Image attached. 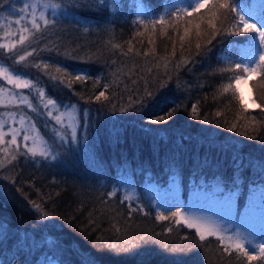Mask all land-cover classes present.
Instances as JSON below:
<instances>
[{"label": "trees", "instance_id": "1", "mask_svg": "<svg viewBox=\"0 0 264 264\" xmlns=\"http://www.w3.org/2000/svg\"><path fill=\"white\" fill-rule=\"evenodd\" d=\"M252 1L231 0L237 11ZM177 4L79 0L78 7H63L69 17L32 38L36 51L26 61L15 63L0 49V61L11 69L40 79L52 97L89 111L84 146L58 148L56 162L41 160L37 166L21 157L0 170V264H264V257L249 262L242 251L225 252L216 237L201 241L196 230L176 223L173 201L167 210H157L144 196L141 208L119 193L110 195L122 176L139 188L178 178L184 203L197 189L222 187L238 190L242 207L251 191L264 188V111H244L232 90H223L247 42L217 37L208 55H196V45L204 49L213 32L194 14L191 31L181 40ZM139 5L152 17L139 13ZM201 13L206 22L207 11ZM178 16L177 30L167 22ZM160 18L165 26L153 29L149 21ZM140 20L144 24L138 26ZM196 23H201L199 36ZM216 23L217 30L232 28L224 17ZM41 60L87 75L76 80L53 65L43 72L34 67ZM251 86L264 108V76L252 79ZM101 91L107 99L98 101ZM139 102L143 110L137 111ZM158 116L166 122L149 123ZM38 123L54 145L53 134ZM134 245L132 252L122 251Z\"/></svg>", "mask_w": 264, "mask_h": 264}, {"label": "rangeland", "instance_id": "2", "mask_svg": "<svg viewBox=\"0 0 264 264\" xmlns=\"http://www.w3.org/2000/svg\"><path fill=\"white\" fill-rule=\"evenodd\" d=\"M36 3L38 0H6L5 7L0 9V44L13 42L14 36L5 37V32L9 31L13 34L17 32L18 26L14 23H10L18 19V16L10 15L11 9L7 7L11 4L13 8L19 9L25 3ZM47 2V0H45ZM53 2V1H52ZM193 0H178V7L183 9L188 8ZM139 13L144 14L147 18H151L150 12L146 8L138 6ZM49 13L52 9L48 10ZM238 11L250 18L253 23H256L259 27L260 24L264 23V0H253L246 6H241ZM57 14L60 17L59 20L69 17V12L65 8L57 10ZM39 15V9L37 10ZM4 17L8 18L9 23L6 24ZM25 24L21 21V25ZM255 35V34H253ZM7 51L6 49H4ZM253 50L249 49L247 45H243L240 50V59L247 58L251 55ZM38 63L41 64V70L47 72L49 66L53 65L55 69H65L62 72H69L72 75H76V72L69 71L68 68L59 63H53L49 60H41ZM48 64L45 69L43 64ZM0 67L11 68L0 61ZM58 71V70H57ZM81 74V73H80ZM260 75H253L251 79L240 85L241 91L245 96V102L249 106V110L257 111L259 109H253L252 101L254 100L258 104L254 92L251 86V81ZM24 79L32 81V87L29 89H17L12 85L8 84L6 80L0 78V124H4V132H8L9 128L7 125H11L13 128L22 129L20 136H18V142L21 143V151H23V142L21 136L27 134L30 136L29 141L26 143L29 147L35 146L39 148L42 141H49L44 137L38 121L46 126V128L53 134L56 141H58L59 135H70L73 126L78 128L79 143H72L67 145L68 148H79L86 144V141L81 137L79 128L85 122V113H87V121L89 118V111H81V108L76 104L66 103L52 97L45 86L41 83L40 79H31L28 76H24ZM43 92V96L40 93ZM19 93V96L16 94ZM15 97V98H13ZM20 99H26L28 104H19ZM49 100H53L54 104H48ZM48 112L52 113V116L48 115ZM62 123L57 124L53 117L61 115ZM12 117L15 118L13 122ZM23 119L24 123L21 125L20 121ZM38 120V121H37ZM84 121V122H83ZM11 139L10 135L5 136L6 143L0 145V170L8 166L13 155L18 158L24 157L28 161H34L39 166L44 160L43 158L31 157V155H19L15 150L14 146L8 143ZM8 151L5 152L4 149ZM53 154H56L55 152ZM59 156V155H58ZM46 160L48 163L58 161ZM14 161V160H13ZM12 162V161H11ZM119 193L124 199L126 196L129 197L127 202L135 203L137 206L144 207V198L149 200L156 207L157 210L165 209V205H170L169 202L173 201L177 208V211L181 213L179 219L181 223L185 218L190 217H202L211 222L222 225L227 228L226 236H232L233 241L225 240V244L233 243L237 237H243L245 241V247L248 249L250 254L259 253V245L264 243V188L255 189L248 194V202L240 207L237 203L238 190L233 193L221 192L218 189L213 191H200L195 190L191 192L187 203L180 202L183 187L180 184L178 178L171 179L167 185H159L156 183H144L143 187L139 188L130 178L120 177L117 181L113 182V189ZM144 196V198H143ZM241 208V209H240ZM240 211V212H239ZM240 213V215H238ZM230 214V216H228ZM239 218V219H238ZM178 219V218H177ZM184 224V223H183ZM187 226V225H186ZM195 230V229H194ZM229 250H236L230 248ZM52 264H55L54 262Z\"/></svg>", "mask_w": 264, "mask_h": 264}, {"label": "snow or ice", "instance_id": "3", "mask_svg": "<svg viewBox=\"0 0 264 264\" xmlns=\"http://www.w3.org/2000/svg\"><path fill=\"white\" fill-rule=\"evenodd\" d=\"M96 3L103 5L104 0H95ZM6 0H0V9L5 7ZM71 5L72 7H78L79 0H64V3H55L52 2V0H38L36 3H25L21 8L18 10L13 8L11 4H8L7 7L11 9L10 15L18 16L19 18L11 21L10 23H14L18 26L17 32L15 34L6 31L5 37L14 36L13 42L11 43H3L0 44V49H6L9 54H11V58L15 61V63H22L26 61L28 57H31L33 53L36 51L35 48L32 47V38L36 37L38 33L42 34L44 30L55 28L58 21L59 16L57 14V10L61 9L62 7H67ZM39 9V15H37V10ZM49 9H52V11L49 13ZM201 10H206L208 13V18L206 22L203 20V14L201 13ZM194 14H200L201 15V23H206V26L213 32V35L211 39L208 40L207 46H205L204 49H201V46L199 44L196 45L197 47V53L196 55L200 56H206L211 51L214 45L212 44L213 40H216L217 37H220L221 39H226L229 36H236V37H244L245 41L247 42V46L249 49H252L251 55H249L246 59L242 58L234 65V75L230 76L229 79L232 81L227 84V86L223 89L224 92H228L230 89L232 90L233 94L238 98L239 103L244 111L249 110L248 104L245 102V96L243 92L241 91L240 85L242 83L248 82L253 75H260L264 76V23L260 24L258 27L256 23H253L252 20L245 15H242L239 11H237L231 0H193V2L190 4L188 8L183 9L182 16H183V36H181V40H184L185 37H187L191 31L190 25L193 24L192 18L194 17ZM224 17L228 19L229 24L232 25L231 30L229 31H223V30H217V23L216 21L218 18ZM4 20L7 23H9L8 18L4 17ZM21 21H24L25 24L22 26ZM78 22V21H77ZM171 26L176 28L177 30L180 27V17H175L170 19L168 22ZM201 23H196L193 25V27L196 30V34L200 35V28ZM144 21L140 20L138 21V26L143 25ZM149 24L152 26L153 29L156 27H164L166 24V21L163 18H160L159 20H151L149 21ZM145 27H148V25H145ZM255 34V35H250ZM19 46V51H17V48ZM31 49V51H29ZM18 57V59H17ZM37 69L41 68V64L37 63L34 65ZM43 67L46 69L48 67V64L44 63ZM58 71L66 70L65 69H57ZM73 72H76L75 75L76 80H82L84 76L87 75L86 71L82 70H72ZM222 71H231V69H222ZM80 73H83L84 75H81ZM24 75L26 73H19L16 72L15 69H9L7 67H0V78L3 80H6L8 84L12 85L14 88L17 89H29L31 88L32 81L29 79H24ZM70 86V85H69ZM43 92L40 93L41 96H43ZM151 96V93L148 94ZM16 96H19V93L16 94ZM107 99V97L104 96V92L101 91L98 96L95 97L96 100H100L101 98ZM15 98V97H13ZM2 102V101H0ZM55 102L53 100H49L48 104H54ZM140 107L137 108V111L143 110V102H139ZM19 104H28V107H31V104L28 103L26 99H20ZM253 109H261V111H264V108H261V105L256 104V102L252 101ZM126 111L127 109H123ZM175 108L173 111L168 112L167 116L170 118L175 113ZM49 116H52L51 112H48ZM61 115H57L53 117V119L56 121L57 124L62 123ZM217 115H220V113H217ZM13 122H15V118L12 117ZM166 122L165 116H158L155 120L149 121V123H162ZM209 121H205V123H208ZM21 125H23L24 121L21 119L20 121ZM5 125L0 124V145H3L6 143L5 136L10 135L11 139L8 143H10L11 146H14L15 150L19 155H31V157H41L44 160H56L59 152L57 151L58 148H64L65 151H67V145H70L72 143H79V137H78V128L77 126H73L70 132V135H59L58 141L54 145H49L47 141H42L39 148L32 146L29 147L26 143L29 141L30 136L27 134H24L21 136V140L25 142L23 144V151H21V143L18 142V136H20L22 129L13 128L11 125H7L9 128L8 132H4ZM233 130H235V125H233ZM80 135L84 140H87L88 138V123H87V113H85V122L82 126L79 128ZM146 131L151 132V129H147ZM255 139V137H253ZM5 152L8 151L7 148L4 149ZM56 154H53V153ZM17 156L13 155L11 157V161L16 160ZM234 160H239L241 166L243 165V160L238 157L234 156ZM221 191L223 192L224 189L221 187ZM111 196H116L117 192L113 190L110 194ZM125 200L129 199V197H125ZM32 207L38 211L43 213V210L41 209L40 205L33 203ZM179 207V206H177ZM44 216H46V213H43ZM172 217L178 218L176 220V223H181V220L179 217L181 216V213L179 211H174L171 213ZM230 216V214L228 215ZM159 219L166 220L169 219V217L166 216H159ZM183 223L187 225L190 229H195L196 233L199 234V239L201 241L206 240L207 237H216L218 242L221 244H224L225 240L233 241L232 236H226L227 228L223 227L220 224L211 222L205 218L202 217H190L185 218L183 220ZM169 232L172 231L171 228L168 229ZM149 242V241H146ZM248 241H245L243 237H237V239L233 243L225 244L223 250L225 252H228L230 248H235L238 251H242L244 255L247 257V260L249 262L257 260L259 257H264V243L259 245V253L257 254H250L248 249L245 247V243ZM111 248L115 249V245H111ZM136 246L134 245L132 248H124L122 251L124 252H132L133 249ZM167 247V246H166Z\"/></svg>", "mask_w": 264, "mask_h": 264}]
</instances>
